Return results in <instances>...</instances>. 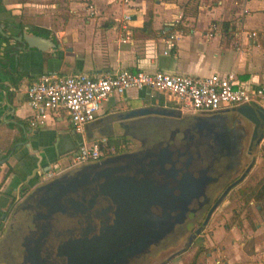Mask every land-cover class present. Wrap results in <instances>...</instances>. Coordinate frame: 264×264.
<instances>
[{
    "label": "crops",
    "instance_id": "1",
    "mask_svg": "<svg viewBox=\"0 0 264 264\" xmlns=\"http://www.w3.org/2000/svg\"><path fill=\"white\" fill-rule=\"evenodd\" d=\"M124 14L131 18V36L122 42ZM0 28L43 40L13 55L0 38V263L23 264L12 250L18 243L22 250L35 229L29 196L48 181L51 166L69 165L80 143L63 111L50 112L40 127L28 125L26 89L40 74L96 77L129 69L205 77L233 72L244 84L264 85V0H0ZM141 106L194 112L173 95L131 89L102 103L94 124L85 126V137L119 136L134 119L111 117ZM210 223L205 245L215 249L199 258L200 247L190 255L187 250L162 264H264V221L247 232L230 222Z\"/></svg>",
    "mask_w": 264,
    "mask_h": 264
},
{
    "label": "flooded vegetation",
    "instance_id": "2",
    "mask_svg": "<svg viewBox=\"0 0 264 264\" xmlns=\"http://www.w3.org/2000/svg\"><path fill=\"white\" fill-rule=\"evenodd\" d=\"M165 111L135 118L119 134L131 140L124 139L112 154L96 161H116L132 153L136 158L159 157L166 170L173 169L174 173L167 175L166 187L171 190L174 203L163 205L165 216L160 205L152 208L162 218L156 229L161 234L143 246H131L126 239L128 229L124 231V240H96V261L105 258L104 264H162L179 257L201 241L220 206L247 176L227 192L226 189L254 163L255 151L258 145L261 147L264 136L263 121L255 126L235 108L183 114ZM93 124L94 121L89 125ZM87 164L91 163L63 174L73 173ZM126 167L107 176L104 185L109 186V194H99L96 198V212L108 208L110 213L108 220L102 221L100 217L96 220V235L101 228L109 227L111 232L120 228L124 223L122 217L132 211L134 204L138 210L144 209L149 194L148 180L144 171L122 172L130 171Z\"/></svg>",
    "mask_w": 264,
    "mask_h": 264
},
{
    "label": "water",
    "instance_id": "3",
    "mask_svg": "<svg viewBox=\"0 0 264 264\" xmlns=\"http://www.w3.org/2000/svg\"><path fill=\"white\" fill-rule=\"evenodd\" d=\"M0 38L7 48L13 50V55H16L15 50L37 46L43 41L33 33L30 36L23 33L14 36L7 34L1 28ZM11 39L19 42L16 48L12 46ZM235 109L255 126L260 121L264 122L263 107L243 104ZM152 113L162 114L166 111L159 106H141L119 112L111 119L132 121ZM150 158L148 155L136 158L134 154L129 153L116 161L94 162L78 168L73 173L49 179L34 188L29 197L33 196L34 201L31 209L34 210L35 229L21 243L22 250L19 249V243L12 250V253L16 252V259L21 255L23 264H104L105 258L96 261V240H124L126 229H128L126 239L131 246L139 244L143 246L157 238L161 232H157L156 229L160 227L162 218L152 208L158 205L163 208V205L174 203L175 199L170 194L171 190L166 187L167 175L173 174L174 171L166 170L159 157ZM253 164L247 166L238 180L226 189V192L244 179ZM126 166L130 168V171L124 169L122 172L144 171L143 175L148 180L149 194L144 202V209L138 210V205L134 204L132 211L122 217L124 223L120 228L116 227L113 232L109 227L101 228L96 235V220H100V217L102 221H106L110 214L108 208L96 212V198L99 194H109V186L104 185L107 176L112 172H119V168ZM169 198L172 199L168 200ZM161 213L163 216L167 215L164 208Z\"/></svg>",
    "mask_w": 264,
    "mask_h": 264
},
{
    "label": "built area",
    "instance_id": "4",
    "mask_svg": "<svg viewBox=\"0 0 264 264\" xmlns=\"http://www.w3.org/2000/svg\"><path fill=\"white\" fill-rule=\"evenodd\" d=\"M88 7L93 12L92 6ZM130 19L129 14L123 15L122 42L130 39ZM144 88L173 95L194 111L214 112L243 104L264 108V85L244 84L236 79L233 72L198 77L162 70L118 69L92 77L83 73L51 71L40 74L26 89L31 110L28 125L40 127L50 112H65L73 131L80 137L79 146L66 170L94 163L102 156L112 154L115 147L109 145L106 136L88 140L84 135L85 126L96 120L102 103L110 96H123L128 90ZM62 169L57 164L51 166L45 174L46 180L66 172Z\"/></svg>",
    "mask_w": 264,
    "mask_h": 264
},
{
    "label": "rangeland",
    "instance_id": "5",
    "mask_svg": "<svg viewBox=\"0 0 264 264\" xmlns=\"http://www.w3.org/2000/svg\"><path fill=\"white\" fill-rule=\"evenodd\" d=\"M161 93L168 96V94L164 92H161ZM113 129H114L115 134H118L121 132V128L117 123L113 125ZM112 138L117 139V142L119 141L116 144L118 145V147L121 146V144L124 142L123 141L124 139L125 141L127 139L131 140V138H128V137L123 138L118 135H113ZM254 156H255L254 164L252 168L250 169V171L247 173L246 179L244 180V182L238 185L236 189H234L233 193H231L228 196V199H226L224 204L220 206L217 213L213 216L210 224L214 225V224H219L221 222H225V223L230 222V223H234L238 228L240 227L244 228L245 231L247 232L249 231L248 229H250L253 224L259 221H264V208L263 210H259L255 203L250 202L249 206L251 210H250L249 215L246 216L245 210L243 207H241V203L236 196V190H238V188L243 187L247 184H250L256 176H259L261 173H264V146L263 145H261V147L258 145ZM244 167H245V163L244 165H242L241 169L243 170ZM64 169L66 170L65 167L62 170ZM66 171H69V170H66ZM208 232L206 231L201 241L197 242L193 247L190 248V250L187 251V255L194 253L195 250H198V248L200 247L202 248V250L198 251V258L200 256L204 257L203 255L215 249L213 246L205 245L206 243L209 242ZM185 258H191V257L186 256Z\"/></svg>",
    "mask_w": 264,
    "mask_h": 264
},
{
    "label": "trees",
    "instance_id": "6",
    "mask_svg": "<svg viewBox=\"0 0 264 264\" xmlns=\"http://www.w3.org/2000/svg\"><path fill=\"white\" fill-rule=\"evenodd\" d=\"M149 22H146L144 26H148ZM113 135L106 136L110 146H114L115 149L119 148L116 145L117 139L112 138ZM236 196L241 203V207L244 208L246 216L250 213V202L256 204L259 210L264 208V173H261L259 176H256L250 184H247L243 187L236 190ZM202 248L199 249L201 251Z\"/></svg>",
    "mask_w": 264,
    "mask_h": 264
}]
</instances>
